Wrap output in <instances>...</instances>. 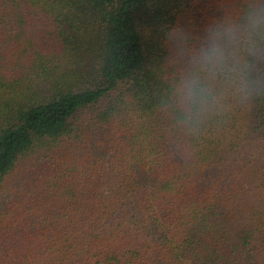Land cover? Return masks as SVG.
<instances>
[{"label":"trees","instance_id":"obj_1","mask_svg":"<svg viewBox=\"0 0 264 264\" xmlns=\"http://www.w3.org/2000/svg\"><path fill=\"white\" fill-rule=\"evenodd\" d=\"M254 9L0 0V264H264Z\"/></svg>","mask_w":264,"mask_h":264},{"label":"clouds","instance_id":"obj_2","mask_svg":"<svg viewBox=\"0 0 264 264\" xmlns=\"http://www.w3.org/2000/svg\"><path fill=\"white\" fill-rule=\"evenodd\" d=\"M248 23L253 29L264 28V10L254 9L248 17ZM215 51V50H213ZM218 56L219 53H216ZM183 94L193 110L198 109L205 99V92L195 80H189L183 86ZM264 98V97H262Z\"/></svg>","mask_w":264,"mask_h":264}]
</instances>
